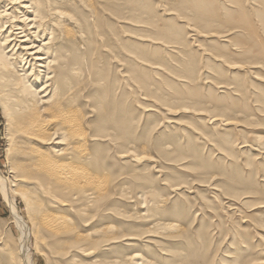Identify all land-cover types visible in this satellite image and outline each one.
Wrapping results in <instances>:
<instances>
[{"label": "rangeland", "instance_id": "rangeland-1", "mask_svg": "<svg viewBox=\"0 0 264 264\" xmlns=\"http://www.w3.org/2000/svg\"><path fill=\"white\" fill-rule=\"evenodd\" d=\"M150 3L153 11L135 12L139 18L133 17V6L128 3L123 6L125 18L106 13L113 23L118 20L124 41L145 48L150 56L147 62L138 58L142 57L139 51L120 48L123 52H115L111 59L112 68L120 73L113 76L116 81L111 91L123 99L122 119L130 123L125 130L132 136L120 150L121 158H128H114L118 165L108 177L112 192L105 204L106 214L114 210L119 215L100 221L94 216L84 223L77 216L81 206L74 201L69 208L48 206V212L69 216L78 233L120 224L128 231L126 236H131L129 232L135 235L134 243L141 249L127 250L130 247L121 241L113 246L116 251L103 245L97 248L96 258L66 259L60 264H114L115 259L129 258L138 250L148 264H264V63H240L237 60L243 58L237 56L232 61L235 65H220L214 27L209 32L198 29L186 13L172 7L179 0ZM148 18L157 25L146 24ZM158 27L173 28V37L155 40ZM181 40L185 47L175 44ZM220 40L228 49L225 39ZM256 45L253 53L261 51V45ZM233 49L240 52L235 46ZM189 53L197 60L192 75L184 67ZM133 59L136 71L141 69L148 76L145 84L141 79L130 81L129 60ZM127 110H131L129 117L124 115ZM7 139L0 103V264H7L3 259L9 249L20 246L21 238L2 178L16 214L31 231L36 216L20 190L31 186L15 181ZM58 196L53 192L48 201ZM170 224L179 232L167 231ZM40 236L52 242L45 234ZM36 245L31 234L26 252L32 264H59L51 262L56 257L48 249L41 247V252Z\"/></svg>", "mask_w": 264, "mask_h": 264}, {"label": "bare ground", "instance_id": "bare-ground-1", "mask_svg": "<svg viewBox=\"0 0 264 264\" xmlns=\"http://www.w3.org/2000/svg\"><path fill=\"white\" fill-rule=\"evenodd\" d=\"M127 3L133 6L136 18L137 12L153 11L150 0H0V103L7 121V152L15 181L31 186L20 190L36 215L31 231L16 214L10 190L2 178L5 199L21 231L20 246L14 251L9 249L3 259L7 264H32L26 252L31 234L38 250L42 252L41 247H45L52 258L56 257L51 262L59 264L66 259L96 258L98 247L106 245L112 250L121 241H126L123 243L130 247L127 250L141 249L134 243L135 235L129 232L131 236H126L128 231L120 224L78 233L69 216L48 212L52 204L69 208L74 201L81 206L77 216L84 223H90L94 216L100 221L105 216L119 215L114 210L111 215L106 214L105 204L112 192L108 177L115 174L118 165L114 158H128H121L120 150L132 136L125 130L130 123L122 119L123 99L111 91L116 81L113 76H120L118 69L112 68L111 59L115 52H123L121 49H132L143 57L138 58L150 62L145 48L124 41L118 20L113 23L112 17H106L108 13L116 19L125 18L123 6ZM172 7L186 13L202 31L215 28L220 65H235L232 61L237 56L243 58L237 60L240 63H264V0H179V5ZM146 24L157 25L150 18ZM173 30L158 27L153 38L171 39ZM220 38L229 44L228 49ZM257 43L261 51L253 53ZM175 44L185 47L186 42ZM233 46L240 52L234 53ZM195 57L189 53L184 61L190 75L197 63ZM129 70L130 81L141 79L146 83L148 76L141 69L136 71L134 59L129 60ZM93 87L94 92L90 91ZM127 111L124 115L129 117L131 110ZM53 192L61 195L58 201H48ZM165 229L172 234L179 232L172 224ZM68 233L75 235L63 238ZM138 251L113 263L148 264Z\"/></svg>", "mask_w": 264, "mask_h": 264}]
</instances>
